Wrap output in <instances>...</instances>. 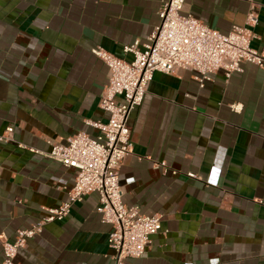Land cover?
Wrapping results in <instances>:
<instances>
[{
	"label": "crops",
	"instance_id": "crops-1",
	"mask_svg": "<svg viewBox=\"0 0 264 264\" xmlns=\"http://www.w3.org/2000/svg\"><path fill=\"white\" fill-rule=\"evenodd\" d=\"M162 1L0 0V134L13 128L0 140V262L3 239L68 199L75 170L44 154L51 143L94 137L86 121L107 120L98 102L108 70L92 49L131 59L123 47L142 48ZM251 8V46L264 50V0H185L182 12L227 33ZM241 68L203 87L192 70L156 71L131 110L122 201L161 226L128 264H264V69ZM97 203L89 193L44 224L14 264H108L110 225Z\"/></svg>",
	"mask_w": 264,
	"mask_h": 264
},
{
	"label": "built area",
	"instance_id": "built-area-1",
	"mask_svg": "<svg viewBox=\"0 0 264 264\" xmlns=\"http://www.w3.org/2000/svg\"><path fill=\"white\" fill-rule=\"evenodd\" d=\"M184 3L185 0L162 1L157 11L159 22L142 48H138L137 42L123 47L131 59L120 58L101 47L92 49L108 70L107 83L98 102L107 120L86 121L98 130L94 137L78 131L67 136L63 143H51L50 150L44 154L75 170L68 199L57 207L46 208L45 215L30 227L18 229L14 241L3 239L0 264H14L18 249L41 233L44 224L64 219L73 203L92 192L98 195L95 211L102 222L110 225L108 245L112 253L108 264H128L127 259L143 256L151 243V235L160 229V215L141 214L137 206L122 201L118 171L132 149L129 114L141 103L153 73L192 70L203 87L212 73L221 70L229 77L241 71V64L245 62L264 69V50L251 46L252 28L257 20L255 9H249L242 25H232L227 33H221L191 14L183 13ZM232 107L237 109V105ZM12 131V126L6 127L0 140H9ZM154 165L165 167V162H154ZM187 176L197 178L192 172H187Z\"/></svg>",
	"mask_w": 264,
	"mask_h": 264
}]
</instances>
